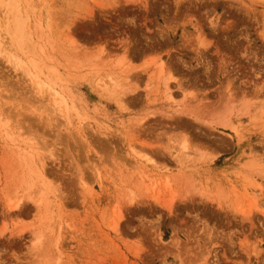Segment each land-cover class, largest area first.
Segmentation results:
<instances>
[{
  "label": "rangeland",
  "instance_id": "1",
  "mask_svg": "<svg viewBox=\"0 0 264 264\" xmlns=\"http://www.w3.org/2000/svg\"><path fill=\"white\" fill-rule=\"evenodd\" d=\"M260 14L0 0V264H264Z\"/></svg>",
  "mask_w": 264,
  "mask_h": 264
},
{
  "label": "bare ground",
  "instance_id": "2",
  "mask_svg": "<svg viewBox=\"0 0 264 264\" xmlns=\"http://www.w3.org/2000/svg\"><path fill=\"white\" fill-rule=\"evenodd\" d=\"M252 1V0H251ZM261 1V0H260ZM261 16H260V20H258L259 22L257 23L258 24V27H259V29H260V31H261V34H263L264 35V14L262 15V14H260ZM16 30V29H15ZM14 31V30H13ZM20 32H22L21 30H19ZM15 32V31H14ZM13 32V33H14ZM19 33V32H18ZM262 36V35H261ZM19 39V38H18ZM21 39V38H20ZM35 77V76H34ZM187 145V144H186ZM183 148V147H182ZM41 177V176H40Z\"/></svg>",
  "mask_w": 264,
  "mask_h": 264
}]
</instances>
